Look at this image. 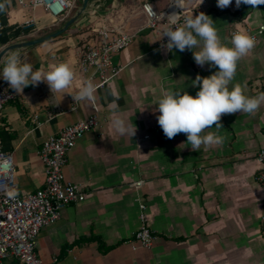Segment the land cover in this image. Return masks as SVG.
I'll return each instance as SVG.
<instances>
[{
    "label": "crops",
    "instance_id": "0c3cea01",
    "mask_svg": "<svg viewBox=\"0 0 264 264\" xmlns=\"http://www.w3.org/2000/svg\"><path fill=\"white\" fill-rule=\"evenodd\" d=\"M72 1L61 17L19 0H8L0 12V51L56 31L79 14L60 35L4 55L18 53L34 70L66 62L76 73L65 93H51L41 82L0 110V143L13 155L20 194L45 184L38 153L43 141L93 112V102L71 97L85 83L78 65L82 50L98 43V29L104 25L134 35L112 57L123 70L96 91L99 125L77 142L64 167L66 179L80 184L87 196L68 204L56 222L41 230L37 255L47 264H264V187L256 178L262 167L256 156L264 148V105L254 115H223V127L210 129L224 137L223 143L207 150L193 151L183 133L166 138L156 111L162 89L195 96L199 88L191 82L218 68L198 66L190 50L156 47L162 30L145 26L141 5L150 1L161 11L169 0H89L83 11V0ZM200 12L212 18L228 46L234 32L248 33L247 28L255 30L264 22V5L258 10L236 7L235 0L225 9L217 7V0H203L192 14ZM30 18L35 24L24 27ZM255 41L238 62L232 82L244 86L248 96L264 92V34ZM116 114L136 128L134 136L114 130ZM138 180L144 184L135 188ZM139 197L147 204L155 234L150 248L134 247L132 241L140 225ZM0 264L21 263L9 257Z\"/></svg>",
    "mask_w": 264,
    "mask_h": 264
},
{
    "label": "built area",
    "instance_id": "2783aa9c",
    "mask_svg": "<svg viewBox=\"0 0 264 264\" xmlns=\"http://www.w3.org/2000/svg\"><path fill=\"white\" fill-rule=\"evenodd\" d=\"M24 6H42L54 17L67 15L74 2L72 0H19ZM201 3V0H169L167 7L158 10L150 1L141 5L146 18L145 26L151 29H161L162 34L168 26V16L178 14V24H183V18L191 15ZM30 18L23 25L30 27L35 24ZM249 35L255 40L264 34V22L255 30L247 28ZM99 41L89 43L82 50L78 65L85 74V82L89 79L96 85V89L104 87L111 79L116 77L124 68L115 65L113 55L128 47L134 35L124 31L121 27H108L98 29ZM159 37L156 47L166 49L167 37ZM16 92L7 82L0 80V110L4 105L16 97ZM93 112L86 118L79 119L62 128L58 133L47 137L39 149V157L45 170V184L43 187L28 194H20L14 179L15 165L11 152L2 148L0 143V261L13 257L21 264H47L36 253L37 237L41 230L60 217L62 210L70 203L85 200L87 192L81 185L66 179L64 167L69 152L77 142L90 130L100 123L99 107L93 102ZM76 109V106L72 107ZM35 120L38 116L35 115ZM39 123V122H38ZM37 123V124H38ZM148 137V135H147ZM257 160L262 167L257 174V181L264 187V148L257 152ZM144 180L135 181L132 185L140 188ZM139 206L140 225L132 239L134 247L150 248L155 241V234L148 221L147 204L142 198H137ZM264 224V214L261 217Z\"/></svg>",
    "mask_w": 264,
    "mask_h": 264
},
{
    "label": "clouds",
    "instance_id": "9594fccd",
    "mask_svg": "<svg viewBox=\"0 0 264 264\" xmlns=\"http://www.w3.org/2000/svg\"><path fill=\"white\" fill-rule=\"evenodd\" d=\"M0 2V12L6 7ZM233 0H217V7L225 9ZM203 3V0H201ZM183 0H180L182 6ZM236 7L241 4L249 5L258 10L264 5V0H235ZM162 37H167L164 45L171 52L174 48L180 52L190 50L195 63L203 67L218 68L212 75L201 77L197 75L191 82L192 87H198L195 96L184 90H163L157 101L160 114L157 121L164 135L168 139L178 134L187 136V144L193 151L198 152L203 146L205 150L223 143L224 137L211 131L213 127L222 128L220 123L223 115L246 113L254 115L264 105V92L255 96H248L244 86L240 83L232 84L238 62L255 47V38L245 32H234L230 45L222 42L214 21L208 15L200 12L183 18V24H178V14L168 16V26L164 29ZM198 48V51H193ZM0 78L8 83L17 94H22L28 86H38L46 83L51 93H65L76 78L73 67L66 62H58L49 66L48 70H34L33 65L24 62L18 53H11L0 58ZM231 85V88H230ZM96 85L91 79L87 80L75 95L73 101L96 100ZM112 126L121 135H135L136 128L131 127L125 119L116 114Z\"/></svg>",
    "mask_w": 264,
    "mask_h": 264
},
{
    "label": "water",
    "instance_id": "95a60500",
    "mask_svg": "<svg viewBox=\"0 0 264 264\" xmlns=\"http://www.w3.org/2000/svg\"><path fill=\"white\" fill-rule=\"evenodd\" d=\"M89 0H83V4H82V11L85 9V7L87 6ZM81 13V12H80ZM79 15V14H78ZM78 15L70 18L63 27L59 28L56 31H53L47 35H44L42 37H38L35 39H31V40H27V41H22V42H18V43H14L11 45H8L7 47H4L1 51H0V58L4 57V55L9 52L12 49H16V48H22V47H27V46H31L37 43H41V42H45L48 41L58 35H60L61 33H63L78 17Z\"/></svg>",
    "mask_w": 264,
    "mask_h": 264
}]
</instances>
